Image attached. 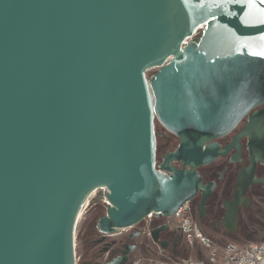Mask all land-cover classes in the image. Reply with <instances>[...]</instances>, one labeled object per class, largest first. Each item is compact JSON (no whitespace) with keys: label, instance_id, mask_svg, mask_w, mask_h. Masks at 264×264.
Instances as JSON below:
<instances>
[{"label":"water","instance_id":"water-1","mask_svg":"<svg viewBox=\"0 0 264 264\" xmlns=\"http://www.w3.org/2000/svg\"><path fill=\"white\" fill-rule=\"evenodd\" d=\"M257 16L222 0H0V264H77V223L99 188L105 235L190 200L193 167L226 151L212 140L264 102ZM155 119L178 138L159 164ZM241 135L250 164L232 223L239 190L264 185V106Z\"/></svg>","mask_w":264,"mask_h":264},{"label":"flooded vegetation","instance_id":"flooded-vegetation-1","mask_svg":"<svg viewBox=\"0 0 264 264\" xmlns=\"http://www.w3.org/2000/svg\"><path fill=\"white\" fill-rule=\"evenodd\" d=\"M263 106L264 102L254 107L232 129L212 140L221 150H226L225 153H218L213 160L193 167L201 179L202 187L188 200L190 213L200 230L214 242L213 236L245 242L264 235V185L259 182L249 183L243 193L239 190L241 196L237 203L235 222L227 220L238 191L239 172L250 164L247 137L241 135V131L248 121L249 113ZM157 136L164 140L162 146L156 149L155 161L159 164L164 162L167 153L177 148L178 138L166 129L157 130L156 141ZM171 164L177 169L183 167L181 160L171 161ZM185 168L189 169V165H185ZM253 173L255 178L264 177V164L257 162ZM161 226L165 227L157 233L158 240L154 241L151 233ZM160 241L165 242L164 249L160 247ZM88 244L94 251L82 257L79 264H104L120 256L124 257L123 264H133L138 255L147 259L168 251L169 255L178 257L181 254L178 247L182 246L185 252L187 248L190 249L171 217L155 215L146 216L135 225L109 235L93 230L88 234ZM186 256L188 254L183 257Z\"/></svg>","mask_w":264,"mask_h":264},{"label":"built area","instance_id":"built-area-1","mask_svg":"<svg viewBox=\"0 0 264 264\" xmlns=\"http://www.w3.org/2000/svg\"><path fill=\"white\" fill-rule=\"evenodd\" d=\"M201 25L189 37L191 40L200 31ZM149 213L147 216L151 217ZM171 219L179 227L185 242L196 252L180 259L170 257L135 259L133 264H264V239L260 241L215 243L194 222L188 201L184 202Z\"/></svg>","mask_w":264,"mask_h":264},{"label":"rangeland","instance_id":"rangeland-1","mask_svg":"<svg viewBox=\"0 0 264 264\" xmlns=\"http://www.w3.org/2000/svg\"><path fill=\"white\" fill-rule=\"evenodd\" d=\"M155 70H150L147 72V76H150L153 74ZM155 124V130L157 132L158 129H165L164 126L159 122L158 119L154 120ZM157 146L156 149L159 146H162L164 140L157 136ZM175 144V143H174ZM106 197H105V191L101 188L97 189L93 196L91 197L89 203L84 207V210L78 220L77 227H76V259L77 264H79V261L82 257H84L86 254L90 255L94 250L89 247L88 244V234H90L93 230H97L96 228V221L99 217L105 214L106 211ZM96 232V231H95ZM218 243L223 242H231L232 239L229 237H223V236H213L212 237ZM252 241H260L264 239V235L256 236L251 238ZM217 243V244H218ZM178 251L181 253L178 257L169 255V252L166 251L162 253V255L157 254L153 258H160L162 256L164 257H170L173 259H180L183 258L184 255L188 254L192 257L196 255V252L192 249L187 248V252H185L184 248L182 246L178 247ZM185 253V254H184ZM137 258L144 259L142 255H138Z\"/></svg>","mask_w":264,"mask_h":264},{"label":"snow or ice","instance_id":"snow-or-ice-1","mask_svg":"<svg viewBox=\"0 0 264 264\" xmlns=\"http://www.w3.org/2000/svg\"><path fill=\"white\" fill-rule=\"evenodd\" d=\"M222 2L224 3H243L246 4L248 9H257V13H258V20L259 23H264V8H258L257 4H256V0H222ZM261 4H264V0H260ZM220 6V5H217ZM246 15H248V13H246ZM262 39H264V36H262ZM254 55H259L264 57V49H262L259 52L253 53Z\"/></svg>","mask_w":264,"mask_h":264},{"label":"bare ground","instance_id":"bare-ground-1","mask_svg":"<svg viewBox=\"0 0 264 264\" xmlns=\"http://www.w3.org/2000/svg\"><path fill=\"white\" fill-rule=\"evenodd\" d=\"M94 193H95V192H93L91 195H89V197L87 198V200H86V202H85V206L89 203V201H90V199H91V197L93 196ZM83 210H84V208H83ZM83 210L81 211L80 216H81ZM79 218H80V217H79Z\"/></svg>","mask_w":264,"mask_h":264},{"label":"trees","instance_id":"trees-1","mask_svg":"<svg viewBox=\"0 0 264 264\" xmlns=\"http://www.w3.org/2000/svg\"><path fill=\"white\" fill-rule=\"evenodd\" d=\"M96 230V229H95Z\"/></svg>","mask_w":264,"mask_h":264}]
</instances>
